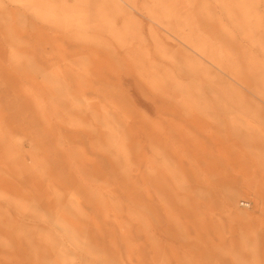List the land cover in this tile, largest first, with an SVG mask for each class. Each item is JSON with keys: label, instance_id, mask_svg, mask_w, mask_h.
<instances>
[{"label": "rangeland", "instance_id": "374dc122", "mask_svg": "<svg viewBox=\"0 0 264 264\" xmlns=\"http://www.w3.org/2000/svg\"><path fill=\"white\" fill-rule=\"evenodd\" d=\"M259 88L264 0H0V264H264Z\"/></svg>", "mask_w": 264, "mask_h": 264}, {"label": "bare ground", "instance_id": "6f19581e", "mask_svg": "<svg viewBox=\"0 0 264 264\" xmlns=\"http://www.w3.org/2000/svg\"><path fill=\"white\" fill-rule=\"evenodd\" d=\"M168 31L171 33V34L169 33L170 35L173 34L174 36H176V30L168 27ZM178 39H180V38H178ZM95 45H96V43H95ZM200 53L204 54L205 52H200ZM259 89L261 90V88H259ZM255 94L254 95L256 97H258V99L264 104V93H262V90L261 91H258V90L255 91ZM252 117L255 119V121H257V118L255 116H250V119H252ZM251 126H252V129H253L252 132H256L257 133L256 134L257 136H255V137H258V139H261L262 141H264V121L258 122L257 124H251ZM250 139H254V137H252ZM255 140H256V138H255ZM34 190H36L37 192H41V191L46 192V188L40 187V186H36V188Z\"/></svg>", "mask_w": 264, "mask_h": 264}]
</instances>
